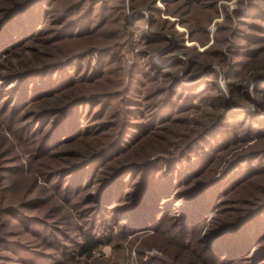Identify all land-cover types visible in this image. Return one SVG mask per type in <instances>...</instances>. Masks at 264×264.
Listing matches in <instances>:
<instances>
[{"label":"rangeland","instance_id":"obj_1","mask_svg":"<svg viewBox=\"0 0 264 264\" xmlns=\"http://www.w3.org/2000/svg\"><path fill=\"white\" fill-rule=\"evenodd\" d=\"M259 69L264 0H0V264H264Z\"/></svg>","mask_w":264,"mask_h":264},{"label":"trees","instance_id":"obj_2","mask_svg":"<svg viewBox=\"0 0 264 264\" xmlns=\"http://www.w3.org/2000/svg\"><path fill=\"white\" fill-rule=\"evenodd\" d=\"M26 4V3H25ZM21 6V4L18 6V8ZM24 6V5H23ZM147 6H150V4H144V5H132V10L133 11H138V10H140L141 9V7H147ZM43 11H48V13H50V11H52V9H43ZM46 20H48L47 18H46ZM190 57L192 58V56L190 55ZM192 61V63L194 64V65H198V63H197V61H195V60H191ZM198 68H201V65L199 66L198 65ZM259 70H261V71H263L262 69H259ZM214 72V71H213ZM80 90V88H77L76 89V86L75 87H73V88H69L68 89V87H67V89H65V91L64 92H61V93H59L58 95L56 94V95H50L51 93H49L48 95L49 96H47V97H44L43 98V104H45L46 106H50L51 107V109L50 110H59V109H64L65 107H67L68 105H70V104H73L76 100H77V98H76V96H77V93H78V91ZM238 95H240V94H238ZM241 96V95H240ZM238 98H240V97H238ZM241 99V98H240ZM239 99V100H240ZM150 134H148V135H145L144 136V134L142 135V136H144L143 137V139L142 140H144L145 138H147L146 136H153V135H156V133H157V131H155V130H151L150 132H149ZM83 138H81V137H79V138H77L75 141L76 142H80L81 140H82ZM100 145V144H99ZM98 144L97 145H93V144H91V143H89V144H87V146L84 148V151H82V154H80V156H83V157H89V158H91V157H93V156H95L96 154H94V150L97 148V146H99ZM244 182V181H243ZM201 188V187H200ZM201 208H203V207H201ZM97 246V243L96 242H94V241H92V240H89L88 241V243H87V245L85 246V248L83 249V251H82V253H84V254H86L87 252H91L95 247Z\"/></svg>","mask_w":264,"mask_h":264}]
</instances>
